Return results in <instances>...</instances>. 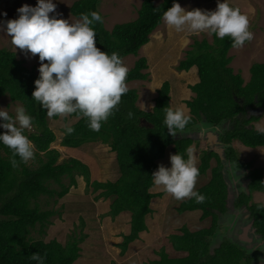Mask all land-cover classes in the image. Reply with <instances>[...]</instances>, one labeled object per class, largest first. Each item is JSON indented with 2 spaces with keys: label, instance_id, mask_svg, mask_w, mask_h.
<instances>
[{
  "label": "trees",
  "instance_id": "obj_1",
  "mask_svg": "<svg viewBox=\"0 0 264 264\" xmlns=\"http://www.w3.org/2000/svg\"><path fill=\"white\" fill-rule=\"evenodd\" d=\"M103 1L76 0L71 6V12L81 18L82 14L98 11L103 17V23L94 26L96 45L109 55L118 53L122 61L132 54L139 56L140 50L150 42L151 34L162 24L163 12L172 7L174 2L164 0L156 4L154 0H145L137 19L118 23L109 30L100 10ZM229 3L244 14L241 6ZM232 48L228 37L220 40L214 35L213 42L207 38L201 41L196 39L177 69L189 71L197 65L201 78L199 83L191 86L196 96L187 101L191 109V120L183 131H196L201 119H205L203 123L210 126L231 121V128L220 132V136L226 144V157L238 160L239 152L232 145L234 141L252 148L264 146V134L252 124L261 118L254 110L261 109L264 113V62L252 65L250 80L245 82L242 74L235 73L230 66L233 56L228 54ZM149 68L148 58L139 57L134 66L129 68L127 85L134 81H150ZM37 78L39 72L36 67L29 68L15 51L0 49V99L8 95L14 102H20L25 107L33 121L32 127L26 129L24 134L34 145L33 164L23 163L16 157L17 166L13 167L11 151L0 144V264H36L31 260L34 253L46 257L45 264H74L82 257V244L88 238L82 231L86 225L84 218L82 228L74 231L65 243L58 238L45 241L35 234H45L49 224H52V217L61 213L59 208H47L49 203L42 206V196L46 195L58 202L69 194L72 187L78 186V176L84 177L88 194L98 193L96 200L111 199L107 215L115 218L124 211L131 213V231L124 235V241L120 244L125 253L130 244L140 238V233L148 230L146 217L153 212L152 199L163 196V193L151 191L155 186L151 175L158 170L159 161L165 158L172 144L175 145V154H181L187 159V150L199 140V136L194 138L177 133L173 137L168 133L163 121L165 109L173 108L172 85L169 81H165L158 89L156 104L151 111L138 105V88H129L122 96L117 110L102 124L99 132L91 131L86 120L79 114L65 117V120L77 118V121L67 125L75 130L71 135L66 134V127L63 129L62 146L76 149L87 143H103L117 152L120 177L116 181L93 180L87 163L75 157L60 161V150L52 147L57 134L50 124L52 120L61 117L49 119L32 98ZM129 112L133 114L131 119ZM4 131L0 128V134ZM212 159L216 160L217 165L212 169L213 176L208 183L211 186L204 190L208 193L198 191L206 197L205 202L198 204L194 199H187L179 207L181 212L202 210V219L210 217L211 225L196 231L182 228V234H173L171 240L174 250L186 254L172 257L163 249L158 252L160 258L151 260L149 264H254V257L228 237H224L215 249L211 247V237L217 236L220 215L228 210V184L224 162L219 153L211 149L203 150L199 175L206 173ZM238 165L249 167V163L239 162ZM65 179H69L68 182ZM250 179L249 193L242 194L241 202L248 205L256 226L264 235V204H250L255 192L264 193V169L252 170ZM54 184L59 187H54Z\"/></svg>",
  "mask_w": 264,
  "mask_h": 264
},
{
  "label": "rangeland",
  "instance_id": "obj_2",
  "mask_svg": "<svg viewBox=\"0 0 264 264\" xmlns=\"http://www.w3.org/2000/svg\"><path fill=\"white\" fill-rule=\"evenodd\" d=\"M75 1L53 0L56 4V13H50V15L58 14V18L76 22L80 18L71 12V6ZM144 1L104 0L100 10L105 16L106 27L111 30L118 23L137 19L139 9ZM154 1L159 4L164 0ZM228 2L241 6L244 14L249 18L250 30L254 33V39L251 42L246 43L240 49L232 48L228 54L233 56L230 66L234 68L235 73L240 72L245 81H249L252 65L256 62H264V0H228ZM178 3L186 10L199 8L201 10L214 11L217 7V0H181ZM24 4L36 6L37 0H0V22L18 18L17 9ZM4 13H7V15L5 16ZM204 38L213 42L214 35H209L208 33L193 35L187 31L178 33L175 30H170L163 21L151 34L149 44L140 50L139 56L132 54L123 60L128 69L133 67L141 56H146L149 60L150 68L147 71L151 74V80L146 82L134 81L127 85L128 88H138L140 91L138 102L140 108L151 111L158 96V89L163 86L165 81H171L173 84L171 100L173 108L181 107L186 114H191V111L187 108L186 101L192 100L196 96L191 86L199 83L200 80H189L191 73L180 71L177 66L186 57L187 51L195 40L201 41ZM2 48L15 51L20 59L26 61V65L29 68L36 67L37 72H39L40 61L38 54L36 56H32L30 53L26 55L24 51L18 48L15 50L10 37L0 32V49ZM18 105L22 106L20 102H14L8 95L0 99V108H4L3 110L9 112L10 115L14 116ZM261 111V109L254 110L261 117L258 121L252 123L257 129L264 128V113ZM204 120L201 119L199 125H204L202 123ZM76 121L77 118L65 120V117L51 121L50 125L57 134V139L52 144V147L60 150V161L69 157L80 158L90 166L93 180L103 182L116 181L121 173L117 162V152L113 151L111 146L102 143L97 146L85 144L83 147L71 149L61 145V140L64 136L63 129ZM231 126V121H228L222 123L219 129L224 132V130L230 129ZM199 139L202 140L201 137ZM198 142H194L197 145L193 146L194 151L192 150L193 154L198 152L195 157L192 156L197 167L201 164V153L208 147L203 140L200 143ZM235 143L234 146L238 148L239 159H230L232 162L228 168V176L234 179L235 184H232L235 186L237 193H240L248 190L247 185L251 180L250 172L255 168L264 169V146L251 149L252 147H247L242 142H237V145ZM170 154V150H168L167 156L169 157ZM32 161L33 159L28 162L31 164ZM239 162L249 163V167L239 166ZM216 165V160L212 159L206 173L198 176L195 185L196 191H204L211 186L208 183L213 176L212 169ZM164 166L171 167L170 159L164 161ZM237 168L241 171L242 180L239 174L236 175ZM77 179L78 186L72 187L69 194L59 199L58 202H55L53 198H48L46 195L42 196L40 199L42 206L49 203L46 206L47 208H59L61 213L52 217V224H49L45 234L35 233L37 238H43L45 241L58 238L60 242L65 243L74 231H79L82 228V218H84L86 225L83 227L84 229L82 228V231L88 235V238L82 244V257L74 264H149L151 260L160 258L158 252L163 249L172 257L183 256L186 253H179L174 250L171 236L173 234H182V228L184 227L189 228L191 231H196L211 225L210 217L202 219V210L195 209L183 212L179 210L181 203L187 199L176 200L171 195L166 194L162 188L154 186L151 191L163 193V196H157L152 199L151 208L153 212L146 217L148 230L141 232L140 238L132 242L127 251L123 253L120 244L124 241V235L129 234L131 231V213L124 211L115 218L107 215L110 211L111 199L101 198L96 200L95 196L98 193H87L84 177L78 176ZM68 180L65 179V182H68ZM54 187L58 188L59 186L54 184ZM204 193L207 194L208 191H204ZM254 202L264 204V193H254L250 204ZM232 214L235 215L236 213ZM237 214L239 213L237 212ZM223 216L220 215V225L216 231L217 236L213 235L211 237L212 249H215L218 243L226 236L229 223L223 221L225 217ZM259 264H264V262Z\"/></svg>",
  "mask_w": 264,
  "mask_h": 264
},
{
  "label": "clouds",
  "instance_id": "obj_3",
  "mask_svg": "<svg viewBox=\"0 0 264 264\" xmlns=\"http://www.w3.org/2000/svg\"><path fill=\"white\" fill-rule=\"evenodd\" d=\"M17 13L18 18L0 22V32L10 37L15 50L18 48L26 55L38 54L39 78L34 82L32 98L49 119L79 114L91 131L99 132L102 124L117 110L122 96L129 91L126 83L129 69L119 54L109 55L96 45L94 26L103 23L102 15L92 11L82 14L76 22H69L58 18V14L50 15L56 13L53 0H37L36 6L24 4ZM163 21L170 30L178 33H208L220 40L228 37L236 49L254 39L248 16L228 0H217L214 11L186 10L174 0L172 7L163 12ZM3 109L0 108V128L5 131L0 134V144L11 151V164L16 167V157L23 163L34 158V145L24 134L32 127L33 118L24 106L18 105L14 116ZM132 115L128 113L130 119ZM190 120L191 116L181 107L165 109L163 122L173 137L177 133H194L190 130L182 132ZM216 126L219 125L213 128L218 131ZM74 131L73 127L66 126L67 135ZM258 131L264 134V128ZM187 155V159L178 153L170 155L171 167L161 164L152 173V182L176 200L194 199L202 204L206 197L195 190L200 173L190 148ZM45 259L37 253L31 256L36 264H45ZM257 262L253 260L254 264Z\"/></svg>",
  "mask_w": 264,
  "mask_h": 264
},
{
  "label": "flooded vegetation",
  "instance_id": "obj_4",
  "mask_svg": "<svg viewBox=\"0 0 264 264\" xmlns=\"http://www.w3.org/2000/svg\"><path fill=\"white\" fill-rule=\"evenodd\" d=\"M213 127L214 126L210 127V125L204 124L199 125L196 131H190L194 132V134L198 133L200 134V136H204L206 138L212 137L215 132L217 134L223 132V130L220 129L219 131H217ZM236 170H238V168ZM237 174L240 175V179L242 180L243 178H241L242 175L240 170L236 172V175ZM229 178L232 183L235 184L234 179L230 176ZM233 187L236 195L232 200H229L231 201V203L227 201L228 210L225 213L221 214L225 216H223V221L225 223H229L226 237H229L232 241L247 249L248 252L254 257L253 260L264 262V235L257 229L258 227L255 224L254 215L252 211H250L248 205L241 202L242 194L245 192L248 193V190L237 193L234 185ZM248 187L249 183L247 185V189ZM237 212L239 214H237ZM232 213L236 214L233 215Z\"/></svg>",
  "mask_w": 264,
  "mask_h": 264
},
{
  "label": "water",
  "instance_id": "obj_5",
  "mask_svg": "<svg viewBox=\"0 0 264 264\" xmlns=\"http://www.w3.org/2000/svg\"><path fill=\"white\" fill-rule=\"evenodd\" d=\"M216 128L219 129L220 127L216 126ZM196 135H198L199 137H201L203 139H206L210 145H213L212 147H214V144L217 145L216 148L214 149V151L219 153V155L221 156V158H222V160L224 162V174H225L226 181H227V184H228V198H227V201L231 203V201H229V200H232L235 197V195H236L235 192H234V187H233L232 181L230 180V178L228 176V168H229V166L231 164V161L226 157V151L225 152L222 151L224 149V144H223L224 142H222L220 140V134H217L215 132L212 135V137H210V138H206L204 136H200V134H198V133H196V134H194V133L185 134V136L198 138ZM225 167H226V170H225Z\"/></svg>",
  "mask_w": 264,
  "mask_h": 264
},
{
  "label": "crops",
  "instance_id": "obj_6",
  "mask_svg": "<svg viewBox=\"0 0 264 264\" xmlns=\"http://www.w3.org/2000/svg\"><path fill=\"white\" fill-rule=\"evenodd\" d=\"M149 44V43H148ZM146 46V45H145ZM167 61V60H166ZM165 61V62H166ZM182 71H185V72H188L189 74H190V78H189V80H201V78H200V75H199V69H198V66L197 65H194L189 71H186V70H182ZM250 78V77H249ZM250 80V79H249ZM248 81V80H247ZM247 81H245V82H247ZM144 82H146V81H144ZM171 82V81H170ZM171 85H172V88H171V96H172V93H173V84H172V82H171ZM139 94H140V91H139ZM189 101V100H188ZM186 103H187V101H186ZM155 104H156V102H155ZM171 105H172V103H171ZM188 105V104H187ZM155 106V105H154ZM173 107V106H172ZM190 111H191V109H190V107L188 106L187 107ZM190 115V114H189ZM228 122V121H227ZM203 123V122H202ZM201 125H203V124H201ZM221 126V124L218 126V127H220ZM196 129V128H195ZM195 131V130H194ZM219 131V130H218ZM182 132H186V131H182ZM181 135H184L183 133L181 134ZM181 137V136H180ZM201 139H199V142H198V140L196 141V142H198V143H200L202 140H203V142L205 143H207V149H211V150H214L215 148H216V146L217 145H215L214 144V147H212L213 145H210L209 143H208V141L206 140V139H203L202 138V140L200 141ZM220 140L222 141V138H221V136H220ZM223 142V141H222ZM236 142V143H235ZM237 142H240V141H234V143L237 145ZM234 143H232V145L234 146ZM87 144H90L91 146H94V145H98V143H87ZM224 144V149L222 150V151H226V144L225 143H223ZM85 145V144H84ZM84 145H82L81 147H83ZM197 145V143H193L191 146H190V149H191V155L192 156H196V154L198 153V152H195V154H193L192 153V150L194 151V148H193V146L195 147ZM174 144H172V145H170L169 147H168V149H167V151L168 150H170V155H172V154H175L174 152V150H171V149H173L174 148ZM202 147H204L203 145H202ZM235 147V146H234ZM238 147V146H237ZM248 147V146H247ZM79 148V147H78ZM236 148V147H235ZM236 149H238V148H236ZM247 149H249V148H247ZM251 149H253V148H251ZM196 151V150H195ZM81 152H83V151H81ZM170 155H169V157L167 156V152H166V157L164 158V159H161L160 161H159V163H160V165L162 164L163 165V162L164 161H167L168 159H170ZM82 157H83V155H81ZM80 159V158H79ZM225 170H226V167H225ZM226 173V172H225ZM256 193V192H255ZM259 195H261V194H259ZM240 212V211H239Z\"/></svg>",
  "mask_w": 264,
  "mask_h": 264
}]
</instances>
